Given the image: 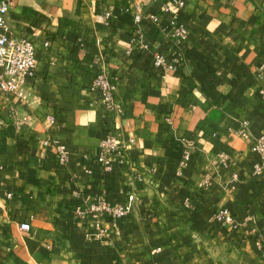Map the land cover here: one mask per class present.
<instances>
[{
  "label": "crops",
  "instance_id": "0c3cea01",
  "mask_svg": "<svg viewBox=\"0 0 264 264\" xmlns=\"http://www.w3.org/2000/svg\"><path fill=\"white\" fill-rule=\"evenodd\" d=\"M182 1L175 45L171 0H9V36L32 42L36 66L24 97L0 91V264H264V159L253 172L250 149L264 134V0ZM158 53L181 61L164 70ZM99 73L111 107L90 89ZM110 134L119 148L101 162ZM98 198L131 209L89 213ZM221 207L238 229L212 219Z\"/></svg>",
  "mask_w": 264,
  "mask_h": 264
},
{
  "label": "built area",
  "instance_id": "2783aa9c",
  "mask_svg": "<svg viewBox=\"0 0 264 264\" xmlns=\"http://www.w3.org/2000/svg\"><path fill=\"white\" fill-rule=\"evenodd\" d=\"M9 7V0H0V91L12 92L20 97H24L27 93L26 80L34 73L36 66L35 50L32 42L25 38H11L9 36V26L7 23V13ZM173 7V10H171ZM182 0H171V4L164 6V11H170L171 16L163 29L168 28L175 45L184 43L187 37V31L184 24L180 21V13L182 11ZM108 13L104 12L100 15V20L105 21ZM152 21L159 22L157 15L151 14L148 16ZM135 20H141V15L136 14ZM179 53H176L172 60L167 61L164 54L158 53L153 57V64L162 69H174L177 63H180ZM264 70V66H263ZM113 85L103 73L96 74L90 82V89L99 92L103 97L104 103L107 107L113 105ZM54 123L52 116L47 117V125L51 127ZM235 132L242 138H250L248 122L243 120L239 122ZM44 144L55 149L57 161L63 164L66 159L65 147L56 139L47 136ZM119 148V144L113 135H107L100 142L99 161H105L106 157L115 153ZM251 152L255 154L257 160L253 164V172L260 173L262 171V160L264 159V134L251 139ZM190 152L186 151L183 160L179 163L182 168L184 162L188 160ZM226 156L221 155L220 159L225 160ZM131 209V202L125 204H111L105 200L98 198L94 203L90 204L88 212L91 214H108L112 218H120L124 216ZM212 219L221 227H229L231 229H238L241 222L235 216L233 211L228 207H221L216 210ZM20 229L28 231L30 225L27 222L20 224ZM101 234H105L104 229H100Z\"/></svg>",
  "mask_w": 264,
  "mask_h": 264
}]
</instances>
